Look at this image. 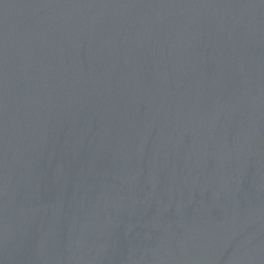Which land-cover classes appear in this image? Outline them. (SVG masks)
<instances>
[{
	"label": "water",
	"instance_id": "obj_1",
	"mask_svg": "<svg viewBox=\"0 0 264 264\" xmlns=\"http://www.w3.org/2000/svg\"><path fill=\"white\" fill-rule=\"evenodd\" d=\"M0 264H264V0H0Z\"/></svg>",
	"mask_w": 264,
	"mask_h": 264
}]
</instances>
